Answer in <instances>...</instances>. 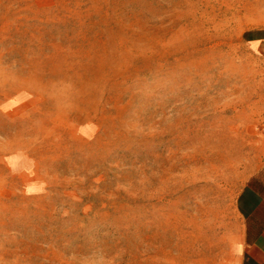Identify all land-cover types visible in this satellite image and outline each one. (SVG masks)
Here are the masks:
<instances>
[{"label": "rangeland", "instance_id": "rangeland-1", "mask_svg": "<svg viewBox=\"0 0 264 264\" xmlns=\"http://www.w3.org/2000/svg\"><path fill=\"white\" fill-rule=\"evenodd\" d=\"M259 24L264 0H0V264H229Z\"/></svg>", "mask_w": 264, "mask_h": 264}, {"label": "crops", "instance_id": "crops-1", "mask_svg": "<svg viewBox=\"0 0 264 264\" xmlns=\"http://www.w3.org/2000/svg\"><path fill=\"white\" fill-rule=\"evenodd\" d=\"M253 52L264 59V24L244 32ZM235 202L236 226L230 231L229 264H264V147Z\"/></svg>", "mask_w": 264, "mask_h": 264}]
</instances>
